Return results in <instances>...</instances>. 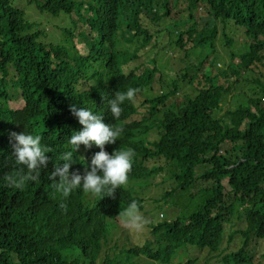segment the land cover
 Listing matches in <instances>:
<instances>
[{"label":"trees","instance_id":"1","mask_svg":"<svg viewBox=\"0 0 264 264\" xmlns=\"http://www.w3.org/2000/svg\"><path fill=\"white\" fill-rule=\"evenodd\" d=\"M199 7L205 15L195 14ZM174 9L170 0H0V264H197L204 250V264H252L250 242L264 239V0H188V17L176 21L190 26L166 28L185 66L168 83L160 77L154 91L156 57L140 52L162 36L143 22L173 19ZM128 88L135 94L113 119L107 100ZM11 90L21 109L11 108ZM70 104L120 129L104 147L133 150L130 182L161 175L171 185L166 196L191 210L166 243L158 233L149 240L129 232L124 208L79 188L67 197L53 188L48 173L82 127ZM22 131L57 157L15 188L7 178L27 170L14 164L8 134ZM81 149L89 163L99 151L81 145L70 172L86 165ZM232 227L229 240L237 236L241 246L227 251Z\"/></svg>","mask_w":264,"mask_h":264},{"label":"clouds","instance_id":"2","mask_svg":"<svg viewBox=\"0 0 264 264\" xmlns=\"http://www.w3.org/2000/svg\"><path fill=\"white\" fill-rule=\"evenodd\" d=\"M134 94L135 90L128 88L122 92L115 91L107 100V110L113 119L119 117L120 105L125 100L130 101ZM69 111L82 127L67 137L69 150L63 153L59 163L53 164L51 172L48 173V179L54 181L53 188L63 197H67L79 188L83 193L105 199L113 207L124 208L121 214L129 232L139 231L144 234V239L149 240L152 239V234L158 233L161 244L166 243L168 241L166 233L174 230L190 213L184 217L179 216L175 220H169L162 211L153 210L162 204L158 188L165 182L161 175L153 174L151 177L142 178L139 182H130L128 172L134 156L133 150L114 149L109 154L104 147L117 140L120 129L104 123L102 115L87 107L70 104ZM8 135L12 149L10 155L14 164L27 170L26 177H8V184L20 188L25 178L35 180L39 170L47 167V161L57 156L50 154L47 148L41 146L39 135L25 131L10 132ZM81 145L86 149L95 145L99 151L92 155L90 163L86 161L90 159L87 151L84 149L77 151L79 161L86 162V165L70 172L73 153ZM127 186L132 188L131 195L123 191ZM204 252L210 257L211 252L208 250Z\"/></svg>","mask_w":264,"mask_h":264},{"label":"rangeland","instance_id":"3","mask_svg":"<svg viewBox=\"0 0 264 264\" xmlns=\"http://www.w3.org/2000/svg\"><path fill=\"white\" fill-rule=\"evenodd\" d=\"M170 3L172 4V6H175V9L173 10V14H174L173 19L163 20L160 23H153L145 19V21L143 22V25L146 28H148L151 32L161 30V36H162V39H161L162 41L160 42V44H155L154 48H152L150 45L148 48H145L144 50L140 52V55L144 54L145 56L150 57V58L156 57V65H157L159 72L156 74L155 82L152 85V90L154 91L159 89V83L157 80H159L160 77L163 79V81L168 83L171 80L176 79L179 76L178 74H179L180 69H183V67L185 66V62L181 63L185 55L183 51L169 44V38H171L172 35H168L169 31L167 32L166 28L172 31V28H168L169 26L175 29H178V30H184L185 28L190 26V24H186V26L181 27L178 25L180 22L176 21L181 18L188 17V14H189V11L187 10L188 0H170ZM195 14L197 16L205 15L206 12H205L204 7H199L196 10ZM44 22L46 25L50 26L53 23V20L49 19V21L45 20ZM52 33L53 32L51 31L49 32V34H52ZM78 47L80 48L82 52H84V49L81 45H79ZM216 49H217V52L221 55V57L224 58L223 61H227L229 48H226L223 45V42L219 40L216 43ZM232 50L236 52L237 47H233ZM189 59L191 63L193 64L196 63V57L194 55H191ZM180 60L182 61L180 62ZM145 62H146L145 60H141L138 63L143 64V66H147ZM220 64H222V62L218 63L219 67H220ZM142 70H143V67H140L137 70V73L142 72ZM194 71H196V69L191 70L190 73H193ZM201 73H202L201 71L198 73L199 76L201 75ZM10 94H12L11 102H10L11 108L21 109L23 107V101L21 97L14 90H11ZM152 96H153V93H148L149 98H151ZM230 98L231 97H229V99ZM142 100L143 99H140L138 103H140ZM226 107L227 105H225V107L223 108L221 112H223ZM155 162L156 161H152L151 165L154 164ZM226 183H227L226 180H224L225 192H228L229 188L227 187ZM170 186L171 185L169 182H165V184H162L159 186L158 193H160L161 195L160 198L162 199V204L158 206L157 209L153 208V210L162 211L167 219L175 220L179 216L184 217L188 215L189 213H191V210L186 209L185 207H183L182 205L178 203L175 204L174 197L171 198V197L166 196V193L169 190ZM231 232H233V227L231 229L226 230L225 235H224V241L222 244V248H225L227 251H235L241 246V243L239 239L237 238V236L232 238V240H229V233ZM249 251L251 255L253 256V261H254L253 264H264V239L253 238L250 242ZM208 258L209 257L202 259L198 257L197 264H204Z\"/></svg>","mask_w":264,"mask_h":264}]
</instances>
